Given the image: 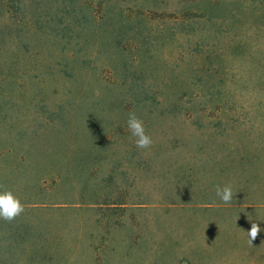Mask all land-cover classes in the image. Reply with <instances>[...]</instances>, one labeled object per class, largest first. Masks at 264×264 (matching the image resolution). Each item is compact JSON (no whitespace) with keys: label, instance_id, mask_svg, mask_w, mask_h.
I'll return each mask as SVG.
<instances>
[{"label":"rangeland","instance_id":"obj_1","mask_svg":"<svg viewBox=\"0 0 264 264\" xmlns=\"http://www.w3.org/2000/svg\"><path fill=\"white\" fill-rule=\"evenodd\" d=\"M33 1L21 0L18 10L11 11L23 35L10 69L5 65L6 51L1 56L0 88L5 89L0 94V131L2 139L8 140L11 133L6 122L15 128L12 132L27 130L29 134L42 124L45 135L26 137L22 144L28 142L35 153L41 143L44 153L51 129L46 118L57 125L66 123L65 139L76 147L58 161L67 171L59 196H66L57 198L60 203L55 206L77 201L81 209L64 207L45 215L53 222L51 234L61 231L66 237L63 262L264 264V231L252 244L247 235L252 222L264 229V75L258 80L248 71L255 66V57L264 58V35L250 49V58L243 53L247 43L242 48L244 56L210 64L202 80L189 85L194 68L190 59L181 56L177 41V0H73L79 17L103 12L133 18L142 15L144 4L145 10L152 8L150 19L142 18L135 29L141 37L139 45L123 41L122 52L112 41L99 49L101 58L95 61L85 58L93 45V20H88L89 36L82 44L77 40L78 28L69 25L57 26L51 42L37 30L24 37L25 24L34 23L45 12L44 2L36 10ZM7 5L15 3L7 0ZM114 52L119 54L117 68L104 60ZM224 67L226 85L227 78L238 76L244 87L236 91L234 101L221 106L225 112L239 111L237 119L199 96L206 78L218 83L212 70ZM124 74L131 75L128 80L138 89L160 98L150 99L149 104L134 101L132 93L115 87L123 84ZM105 80L113 89L94 92ZM223 87L212 92L224 93ZM129 112L144 121L146 134L153 140L149 148L136 147L126 123ZM57 131L56 127L50 133ZM54 145L60 146L59 141ZM37 155L30 161L29 175L14 174L11 190L21 201L41 197L48 201L53 188L51 179L41 175L47 165ZM226 184L236 192L227 204L215 193L217 186ZM77 189L83 193L71 197ZM39 191L41 197L36 196ZM94 202L95 207L85 208ZM75 235L80 243L74 248Z\"/></svg>","mask_w":264,"mask_h":264},{"label":"trees","instance_id":"obj_2","mask_svg":"<svg viewBox=\"0 0 264 264\" xmlns=\"http://www.w3.org/2000/svg\"><path fill=\"white\" fill-rule=\"evenodd\" d=\"M13 1L15 5H11L10 7L7 5V0H0V65H4L1 62V56L2 52L6 51L8 58L5 61V65L9 69L16 57V44L21 40L20 38L23 35L22 26L13 17L14 14L11 13V11L18 10L21 0ZM42 2L45 4V12L41 15L43 17L36 19L34 23L28 22V24H25L24 37H29L32 32H36L35 30H37L43 34L47 42H51L57 36V26L69 25L78 28L77 40L82 44V42L86 43V38L89 36L87 30L89 26L88 20H93V22H96V30L92 37L93 45L91 51L85 55L86 59L92 58L91 60L93 61L96 58H101L98 55L99 49L104 46L108 47L112 41L114 44L118 43L117 48L122 52L123 47H120V43L123 41L131 40L136 45H139L141 37L140 34L135 32V29L140 25L142 18L150 19L148 15L152 12L150 11L152 8L145 10L148 6L144 4V12H142V15L134 16L135 18L124 13L105 14L103 12L99 14L95 13L92 16L84 14L79 17L78 13L75 12V8H73V0H34L33 7L39 10ZM100 3L102 5V1ZM153 10L156 9L154 8ZM174 12L176 14L177 37L179 38L177 41L182 48L181 50H183L181 56L184 59L185 57L190 59L192 61L191 65L194 68L191 70L193 78L189 85L198 84L197 82L202 80V76L204 77L202 72L208 71L210 64L220 60L228 61L230 59L233 61L235 56H244L243 53L248 54L246 56L250 58V49L255 48L262 42L264 35V0H259V3L253 0H177V7ZM30 18L33 19L35 16L33 15ZM60 39L58 38V40ZM108 40L111 41L109 42ZM247 43L249 47L242 53L243 45L247 46ZM218 47H220L219 51H217ZM110 55L109 59H104L105 62L113 63L114 68L119 67V54L114 52ZM71 56L70 54L68 58ZM255 62V66L251 64L252 67L248 71L254 72L258 80H262L264 75V58L255 57ZM225 68L212 70L217 75L215 80L218 83H211L206 78V81L202 84L204 89L201 87L202 92L199 93V96L209 98V100H206L207 103L212 104L213 102L217 104L219 107L218 111H222L224 115H230L232 118L237 119L240 117L239 111L238 113L225 112L221 106H225L229 100L235 99L234 97L237 96L236 91L244 87H242L240 83L241 78L238 76L237 78L233 76L227 78V86L225 83L226 79L223 76ZM122 76L124 77L123 84L115 85V87H117L116 89L126 90L127 93H132L131 98L135 99L134 101L149 104L152 103L150 99L156 98V96L160 98L155 92H151V95H149L150 92L146 89H138L135 82L128 80L131 75L124 74ZM11 77L8 75V78ZM210 80L215 81L213 78H210ZM4 82H9V79ZM111 85V82L105 80L103 85H100L97 89H93V91L101 92L103 89H113ZM120 86L123 88H118ZM126 86L128 88H125ZM221 86H226V89L223 87L224 93L212 92L213 88ZM2 89L4 92L5 86L0 88V94H3ZM195 96L197 94H194ZM251 101L253 102L254 100ZM28 104H31V101H28ZM178 106L177 100L176 107L178 108ZM237 108L241 109L240 104L237 105ZM0 115L2 117V109H0ZM221 118L223 117H215L214 119ZM46 122L51 127L50 131L56 127L58 131L55 133H50L49 131L48 135L46 134L49 149L44 153L41 152V143H39L40 149L37 146L34 148L35 153H31L28 142L25 145L22 144L24 142L22 140L26 137L42 138L45 135L42 124L36 126L39 130L29 134L30 131L27 130L23 133L12 132L15 128L9 125L10 122H6L8 125L7 130L11 133L8 140L2 139L0 131V191L10 190L13 192L11 187L15 182V180L13 181L14 174L21 171L29 175L30 161L35 159L38 156L37 154H41L39 158L40 162L42 160V163L47 165L41 175L48 180L51 179L53 183L51 193L48 194V201H43L44 197H41L42 193L39 191L36 193V196H40L41 199L21 201L25 206V211L12 222L9 223L0 219V264H66V262H63V248L66 237L62 235L61 231L51 234L53 222L45 215L50 211L59 210L64 207L66 209H72V207L81 209L77 201H71L74 204L68 201L61 202L69 203V206H55L57 203H60L59 201H55L58 200L57 198L66 196H59L61 191L60 184L64 180L63 176L67 174V171L62 168L63 165L60 162L58 164V161H61L62 155L75 151L76 145L68 143L65 139L66 129L64 126L66 123L63 122L57 125L53 119L49 118H46ZM1 123L2 120L0 119V126L2 125ZM55 141H59L60 146L54 145ZM19 142H21V145H19ZM86 191L88 192L87 189ZM78 193L82 194L83 192L77 189L76 193H72L70 196H75ZM70 196L67 198H71ZM67 198L65 200H68ZM107 203L105 202V204ZM89 204L85 208L95 207L97 203ZM71 241L72 246L74 248L77 247L80 243L79 236L75 235Z\"/></svg>","mask_w":264,"mask_h":264},{"label":"clouds","instance_id":"obj_3","mask_svg":"<svg viewBox=\"0 0 264 264\" xmlns=\"http://www.w3.org/2000/svg\"><path fill=\"white\" fill-rule=\"evenodd\" d=\"M126 123L129 132L135 137V145L137 148L146 149L153 144L152 137L146 134L144 121L135 112H129ZM215 193L225 204L230 203L236 194L230 184H226L223 187L217 186ZM24 211L25 206L21 203L20 198L14 195L12 191H0V219L10 223ZM262 231L264 229H261L257 223L252 222L250 229L247 230L249 244H252Z\"/></svg>","mask_w":264,"mask_h":264}]
</instances>
